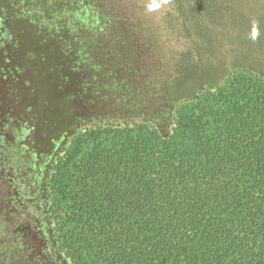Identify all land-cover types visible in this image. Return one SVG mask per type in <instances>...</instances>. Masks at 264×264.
<instances>
[{
    "label": "trees",
    "instance_id": "obj_1",
    "mask_svg": "<svg viewBox=\"0 0 264 264\" xmlns=\"http://www.w3.org/2000/svg\"><path fill=\"white\" fill-rule=\"evenodd\" d=\"M115 7L147 8L191 93L164 133L105 121L62 140L42 188L56 264H264V0Z\"/></svg>",
    "mask_w": 264,
    "mask_h": 264
},
{
    "label": "rangeland",
    "instance_id": "obj_2",
    "mask_svg": "<svg viewBox=\"0 0 264 264\" xmlns=\"http://www.w3.org/2000/svg\"><path fill=\"white\" fill-rule=\"evenodd\" d=\"M118 1L0 0L7 154L50 155L61 138L105 121H147L165 132L174 102L191 93L180 88L189 75L179 78L170 59L157 57L147 8L105 12ZM88 4L91 12L79 10ZM8 165L0 172V264H56L42 201L46 172H33L32 181Z\"/></svg>",
    "mask_w": 264,
    "mask_h": 264
},
{
    "label": "flooded vegetation",
    "instance_id": "obj_3",
    "mask_svg": "<svg viewBox=\"0 0 264 264\" xmlns=\"http://www.w3.org/2000/svg\"><path fill=\"white\" fill-rule=\"evenodd\" d=\"M2 122H7L6 118L4 116H0V126H2ZM4 125V124H3ZM67 137V136H66ZM66 137L61 138L58 143H53V150L50 152L51 154H46L44 157H41L36 154L30 153L29 149L25 148H19L16 153L13 154H7L6 148L3 146L2 143H0V172H9V170H12V167L8 164H13L16 166V171L14 172H23L27 173L30 180L34 181L33 178V172H47L50 163L56 154V152L59 149V144L62 142V140ZM2 155V156H1ZM21 157V159H19ZM19 161L18 163H15L16 161ZM45 177V175H44ZM34 184V183H33ZM44 185V179L42 188Z\"/></svg>",
    "mask_w": 264,
    "mask_h": 264
}]
</instances>
